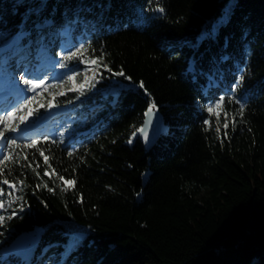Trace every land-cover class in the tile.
<instances>
[{"label":"trees","instance_id":"16d2710c","mask_svg":"<svg viewBox=\"0 0 264 264\" xmlns=\"http://www.w3.org/2000/svg\"><path fill=\"white\" fill-rule=\"evenodd\" d=\"M40 2L0 0V42L45 29L30 59L36 42L55 52L67 28L103 78L55 98L75 105L65 138L17 140L5 153L0 242L42 229L32 262L10 263L264 264V0H235L231 12V0ZM35 95L41 115L51 95ZM217 102L233 118L222 129L207 112ZM153 105L165 128L147 149L139 131ZM61 176L75 187L61 192ZM74 232L84 238L65 255Z\"/></svg>","mask_w":264,"mask_h":264},{"label":"rangeland","instance_id":"374dc122","mask_svg":"<svg viewBox=\"0 0 264 264\" xmlns=\"http://www.w3.org/2000/svg\"><path fill=\"white\" fill-rule=\"evenodd\" d=\"M40 1H41L40 4H45V5L48 4L47 2H43L44 0H40ZM62 33H65L66 39L60 40V38H58L57 41H55V43L57 44V49H58V52L60 53L59 54L60 56H64L68 54L70 51H76L77 49H79V45L75 46L76 44H74V41H73L74 38H71L72 36L70 32L65 30ZM4 42L5 41L0 43V65L5 62L3 59H6L7 56L12 53L8 50V48L4 49L2 47L4 45ZM48 57H50V60L42 62L41 65L49 64L48 68H52L51 70H49L43 76H42L43 73H40L38 77L33 76V74L35 73L34 72L35 70H29L25 74V78L33 79L34 83H39L40 80H42L43 81L42 87L36 90H43V89L48 90L49 94L52 95L53 97L59 96L61 92L66 93L65 95L71 92L69 91V89L72 88L73 82L68 80L67 77L69 75H75V83L79 85L84 82L85 76L93 77L94 73H100L99 66L98 65L94 66V65H90L89 63H86L87 61H90V59L82 57L81 53H78V57H80V62L78 64H76L75 66H67L65 68L60 67V64L63 63L61 58H57V57L53 58L51 56H48ZM50 64H52V66ZM60 70H62V73L59 72ZM23 71L24 72L22 74L24 75L25 70ZM100 80H101L100 76L96 75V79L90 81V83L86 85L85 89L94 88L91 86V84L94 83L95 86H97V83L100 82ZM120 89H121V86H117L115 89H113V91L116 94H119ZM100 93L103 95L102 91ZM33 94L34 93L32 92H28L26 96H31ZM60 96H64V95H60ZM23 100L24 98L19 100L15 105L11 107L6 106L5 108H0L1 109L0 114H3L7 110H11L14 106H18L20 103L23 102ZM216 104L213 105V108H214L213 112L216 115V119L219 124V127L222 129L225 127V125L233 123V118L231 115L227 113H221L220 108L215 107ZM54 105L55 106L52 107L51 109L48 108V111H47L48 115L42 117L41 119H45V123L51 126V128L56 132L55 134L65 136V132H66L65 121L66 119L70 118L69 116L67 117L66 115L67 113L72 112L75 109L72 105H69V104H67V106H56V104ZM20 114H23V113H20ZM33 119H34V116L30 117L29 122L37 123L38 121H40V120L32 121ZM18 124H19L18 119L12 122V126H16ZM20 126H21L20 128L23 129L24 125H20ZM0 131H4V126L2 124H0ZM18 133L19 132L10 133V132L5 131L4 135L6 137L18 136ZM72 139L73 138H71V140ZM39 232H41V230ZM38 238L39 236H37L35 239H30V238L26 239V238H23V235H22L12 245H7L4 240L1 241L0 242V260H1L0 264H15V263H10V261H12V259H10V256L12 255H16V257H19L20 255V257L23 258V260H25L27 263H31L33 253L31 254L30 251L37 249L36 240ZM50 260L54 263V257H52ZM14 262H16V260Z\"/></svg>","mask_w":264,"mask_h":264},{"label":"snow or ice","instance_id":"6c2138e0","mask_svg":"<svg viewBox=\"0 0 264 264\" xmlns=\"http://www.w3.org/2000/svg\"><path fill=\"white\" fill-rule=\"evenodd\" d=\"M235 5V0H231L230 3V12L231 9L234 8ZM159 12H164L163 8L158 9ZM229 12V14H230ZM24 37V33H21L18 36H15L12 38V41L9 45V42L7 40H5L4 45L2 46L4 49H7L9 47H11L13 54H17V53H22L24 51V49L20 46V41L23 39ZM84 46L82 45L81 48H83ZM79 49H77L76 51H70L68 54L62 56V60L65 61V63H61L60 67L61 68H65L67 67V62L73 58H77L78 57V53H79ZM83 62V61H81ZM86 63H89L90 65H98V61L96 59H92L90 61H87ZM107 67V66H105ZM109 71H111L110 69H108ZM71 71V69H70ZM96 75H100L101 78H103L102 74L99 73H94L93 77H87L85 76V80L83 83L77 85L75 83V75H69L67 78L69 81L73 82V86L71 89H69V91L72 92H80L81 94H83V91L86 87V85H88L90 83V81L95 80L96 79ZM112 75L115 76H123L124 73L122 71L120 72H115L112 73ZM39 79V78H37ZM130 79V78H129ZM20 80H22L23 84L26 86L25 88L21 89L22 93H28V92H32L35 93V90L42 87L43 85V81L40 80L39 83H34L33 79L31 78H25L24 75L20 76ZM244 80V76L241 75V77L239 78V80L233 85V88L235 89L236 87L239 86L240 82H242ZM92 87H95V84L92 83L91 84ZM140 87L143 88V84H140ZM66 93L61 92L60 95H65ZM54 101H55V97H53L52 101H49V103L47 104V107L49 109H51L52 107H54ZM220 101L223 102V97H220ZM36 103V95L33 94L31 96H25L24 100L22 103H20L18 106H14L11 110H7L5 111L3 114H0V124H2L4 126V131H0V164H4L5 162L9 161L12 157L11 154H5V152L9 151L10 149H18L21 147V144L17 142L18 137L16 136H8L6 137L4 135V132H10V133H17V132H21L24 131L26 129L29 128V118L33 116V114L37 111V109L33 106ZM221 106L220 103H217L215 105L216 108H219ZM40 108L45 107L43 104L39 105ZM155 107V105H153L152 107H150L148 109V114H151L153 112V108ZM241 108H243V104H241ZM214 111V108L212 106H209L207 108V112L208 113H212ZM23 113V114H20ZM19 120V124L16 126H12V122L15 120ZM205 123H207V121H205ZM20 125H24V129L20 128ZM225 127H227V125H225ZM157 128H159V121H157ZM144 133V139L145 141L148 140V135L147 132L144 130H141ZM129 144L133 143L132 139H129L128 141ZM38 144V141L35 139H32L29 143H24L23 147L24 148H36ZM72 153L69 152L68 155H71ZM40 155L43 156L44 159V163L48 164V156L44 155L43 152H40ZM45 176L50 175L47 171H45L44 173ZM60 179L63 181V186L61 187V192H67L69 189H72L75 187V181L74 180H64V178L61 176ZM3 184L4 185H9V194H11V191L13 189H15V184H10L8 179L3 180ZM2 187V186H0ZM40 185H37V188H39ZM45 187H47V185H45ZM49 191H55V188L53 189H48ZM17 199H23V197H17ZM4 207L3 202L0 201V209H2ZM23 209V205H21V209ZM12 216L16 215V211H12L11 213ZM8 218H11L8 217ZM5 217L4 216H0V223L4 222ZM84 238V234L82 232H74L72 235V239L70 241V243L68 244V246L65 249V255H67L69 252H71Z\"/></svg>","mask_w":264,"mask_h":264},{"label":"water","instance_id":"95a60500","mask_svg":"<svg viewBox=\"0 0 264 264\" xmlns=\"http://www.w3.org/2000/svg\"><path fill=\"white\" fill-rule=\"evenodd\" d=\"M157 121H159V128H157ZM164 128L163 117L159 109L154 107L151 114H148L147 110L141 130L147 132L148 140L145 141L144 133L141 130L139 133V138L147 149H149L157 141Z\"/></svg>","mask_w":264,"mask_h":264},{"label":"bare ground","instance_id":"6f19581e","mask_svg":"<svg viewBox=\"0 0 264 264\" xmlns=\"http://www.w3.org/2000/svg\"><path fill=\"white\" fill-rule=\"evenodd\" d=\"M62 35H64V37L65 38H60V40H64V39H66V35H65V33H63ZM71 36L72 37H74L72 34H71ZM58 50V49H57ZM52 68H48V67H46V70H45V74L49 71V70H51ZM44 73H43V75H44ZM42 126V123H40L39 125H38V127H36L37 128V130L40 128ZM41 130H44L43 128H41V129H39L38 131H37V134H39V135H41L42 133H41ZM44 132V131H43ZM26 135V134H25ZM28 135V134H27ZM32 137V136H31Z\"/></svg>","mask_w":264,"mask_h":264}]
</instances>
